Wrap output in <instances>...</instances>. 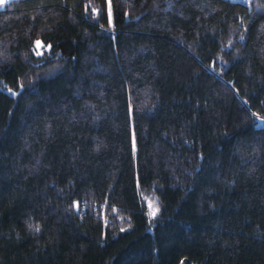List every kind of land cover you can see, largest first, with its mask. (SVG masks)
<instances>
[{
  "label": "trees",
  "instance_id": "1",
  "mask_svg": "<svg viewBox=\"0 0 264 264\" xmlns=\"http://www.w3.org/2000/svg\"><path fill=\"white\" fill-rule=\"evenodd\" d=\"M0 264H264V0L1 5Z\"/></svg>",
  "mask_w": 264,
  "mask_h": 264
},
{
  "label": "rangeland",
  "instance_id": "2",
  "mask_svg": "<svg viewBox=\"0 0 264 264\" xmlns=\"http://www.w3.org/2000/svg\"><path fill=\"white\" fill-rule=\"evenodd\" d=\"M108 2L110 3V0H108ZM41 43V41H39ZM37 45V42H36ZM43 46L42 44H40V47H37V53L38 54H42L43 53ZM145 202L147 204L148 210H149V214L151 213V211H153L154 209L158 208L159 209V201L158 198L156 197V195L154 193H147V195H145ZM149 202H151V207L149 206ZM159 211H157L156 215L158 214ZM155 215V216H156ZM151 217H154L150 214Z\"/></svg>",
  "mask_w": 264,
  "mask_h": 264
},
{
  "label": "snow or ice",
  "instance_id": "3",
  "mask_svg": "<svg viewBox=\"0 0 264 264\" xmlns=\"http://www.w3.org/2000/svg\"><path fill=\"white\" fill-rule=\"evenodd\" d=\"M5 3V0H0V5H3ZM37 47H40V42L39 41H37ZM149 206L151 207V202H149ZM157 211H159V209L158 208H156V209H154L153 211H151V215L152 216H155L156 215V213H157ZM36 231H39V227H36V229H35Z\"/></svg>",
  "mask_w": 264,
  "mask_h": 264
},
{
  "label": "built area",
  "instance_id": "4",
  "mask_svg": "<svg viewBox=\"0 0 264 264\" xmlns=\"http://www.w3.org/2000/svg\"><path fill=\"white\" fill-rule=\"evenodd\" d=\"M234 2H238V3H244L247 4L249 3L251 0H233Z\"/></svg>",
  "mask_w": 264,
  "mask_h": 264
},
{
  "label": "crops",
  "instance_id": "5",
  "mask_svg": "<svg viewBox=\"0 0 264 264\" xmlns=\"http://www.w3.org/2000/svg\"><path fill=\"white\" fill-rule=\"evenodd\" d=\"M8 1H11V0H5V3L8 2ZM1 6V5H0Z\"/></svg>",
  "mask_w": 264,
  "mask_h": 264
}]
</instances>
